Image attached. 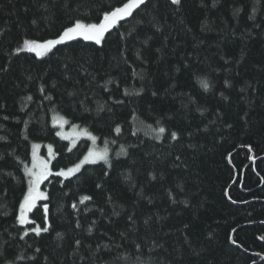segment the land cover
Returning <instances> with one entry per match:
<instances>
[{
    "label": "trees",
    "instance_id": "obj_1",
    "mask_svg": "<svg viewBox=\"0 0 264 264\" xmlns=\"http://www.w3.org/2000/svg\"><path fill=\"white\" fill-rule=\"evenodd\" d=\"M64 2L0 0V29L6 33L0 38V65L8 64L11 49L23 39L52 38L74 18L94 22L100 11L121 0H67V9ZM44 3L49 12L40 7ZM213 3L182 0L176 7L168 0H153L137 17L143 25L132 21L119 29L127 33L136 27L138 35L127 42L114 31L103 48L74 43L46 62L28 53L11 57L9 72L0 74V105L5 106L0 108V137H6L8 145L0 141V153L15 148L30 163L31 144L38 142L51 144L57 153L53 170L78 163L91 142L81 140L68 152L71 144L55 134L52 121L60 114L109 146L113 168L105 178L103 163L85 166L63 182L64 188L55 176L45 182L53 227L43 239L15 238L13 215L20 186L9 183L7 195L0 191V264H45V256L47 264H264V241L258 239L264 236V0ZM200 79L208 80L209 90H203ZM41 84L51 101L41 95ZM117 99L125 103L114 104ZM197 108L206 111L202 115ZM116 124L122 127L120 135L113 130ZM159 126L179 130L182 140L171 142L167 132L157 140L154 129ZM205 126L208 132L202 131ZM25 134L28 141L23 140ZM249 144L252 153L242 146ZM121 147L127 155L117 158ZM176 155L182 162L175 161ZM10 180L4 177L0 184ZM97 183L103 188L97 189ZM81 195H91L93 201L87 203L90 211L80 205L77 213L71 203ZM132 214L134 224L127 220ZM93 220L97 224L88 233ZM56 232L64 234L62 240L56 239ZM76 239L82 241L79 249ZM36 247L42 253H35ZM31 256L36 260H29Z\"/></svg>",
    "mask_w": 264,
    "mask_h": 264
},
{
    "label": "snow or ice",
    "instance_id": "obj_2",
    "mask_svg": "<svg viewBox=\"0 0 264 264\" xmlns=\"http://www.w3.org/2000/svg\"><path fill=\"white\" fill-rule=\"evenodd\" d=\"M170 5L179 7L182 4V0H168ZM153 4V0H121L120 4L118 6H109L106 9H103L97 14V19L92 21H87L85 19L81 18H74L70 21L69 24L62 27L60 32L55 35L52 38L48 39H28L25 38L20 42L17 46L11 49L9 53V60L7 65H0V74H6L10 70V64H11V57H19L22 53H28L31 54L36 60H39L41 62H46L47 60H50L53 56L57 54V52L61 51L62 48L71 46L74 43H83L85 45L90 46H96L98 48H103L105 43L107 42L108 38L111 36V34L116 31L117 32V38L120 41L127 42L129 37H133V34L138 33L136 32V27L134 26L132 29L128 30L127 33L119 31L120 28L124 26L125 23H131L132 21H135V25H143L144 20L143 19H137V17H140L142 13L147 12L149 7ZM215 0L213 3V7H215ZM41 8H43L44 12H49V6L47 3L41 4ZM52 7L55 8L56 4L53 3ZM63 7L65 9L68 8L67 0H65ZM27 11V9H25ZM237 12L240 11V9L236 10ZM150 14V13H149ZM253 17H249V19H252ZM41 19L48 20L47 16H42ZM31 24L33 26L38 25L37 19H32ZM155 26V25H151ZM159 31L160 29L157 27L156 29ZM5 30L0 29V38H3L5 36ZM151 39V37H149ZM143 43L147 44V40H145ZM138 58L139 54H138ZM65 68L68 67L67 64L64 65ZM31 79V77H29ZM199 83L203 90L207 91L209 90V82L206 79H200ZM225 86L230 87L229 81L225 80ZM51 87L55 89L57 87V84L55 82L52 83ZM107 90V89H105ZM39 91L42 96L48 101L52 100L51 95H46V89L43 84H41ZM142 91V90H141ZM241 92H244L245 89L241 88ZM152 96H157V92H152ZM69 96L74 95L73 93H68ZM124 95L127 96L128 92L125 90ZM136 95H140V92H137ZM221 97L224 100H227L228 97L224 95V92L220 93ZM27 99L31 101L33 98L31 96H28ZM116 105H123L125 103L122 99H117L113 101ZM5 107L4 105H0V108ZM100 111H103L104 108L101 106L99 109ZM111 111V109H109ZM197 111H200L203 115V112L206 111V109L197 108ZM217 117L219 119H223L222 114L220 112L216 113ZM247 113H245V116ZM4 120H8L9 117L5 115L3 117ZM245 124L248 123V121L245 119ZM25 125H27V121L24 122ZM68 123L67 120H62L60 123V127H63L64 124ZM159 123V121H157ZM212 124H215L216 121H212ZM227 127L229 129L232 128V124L227 123ZM151 127V126H150ZM114 132L117 135H120L122 133V127L119 124H116L114 127ZM208 126H205L202 131L208 132ZM155 131V138L157 140H162L164 138L165 133H168V138L171 142H180L182 140V133L179 130H172L168 131L164 126H159L157 129H154ZM57 136H60L61 139H69L67 136H63L60 132L55 133ZM87 135V138L95 144L97 141V137L95 135H92L91 133H85ZM133 135H136L135 132L132 133ZM193 135L192 132L188 133V136L191 137ZM23 140L28 141L29 136L25 134L23 136ZM0 141H5V146L7 145V138L6 137H0ZM75 140L73 139L71 142V146L67 148L68 152H72L73 148L75 147ZM243 147H246L249 151V153L253 152V147L251 144L249 145H242ZM188 147H193L192 144H188ZM203 147V146H201ZM40 148L39 144L32 143L31 144V166H29L28 163L25 162L24 159H21L16 154V149L12 148L11 151H6L0 153V179H3L4 177H10L11 180L0 184V191H3L5 195H7V186L12 181L15 182L16 185H19V191H20V199H18L16 204L15 213L13 215V227L16 229V237L19 241H26V238L36 237V238H44V234H49L52 230V223L50 222V216H49V203L51 199V193L46 192L42 190V186L45 185L46 181H49L51 177L55 176L57 178H60V184L61 188L66 187V185L63 183L65 180H70L72 177L77 176V174L81 173V170L85 167V165H95L99 163H103V165L106 166V170L103 172V175L105 178L109 176V171L113 168V162L109 157V152L107 148H105L103 151L95 150L94 148H89L87 153L83 156V158L76 164H74L71 167L67 168H59L58 170H53L52 167H50V161L54 159L57 156V153L53 151V148L51 145L48 146V152L51 154L48 160H41L37 156V149ZM117 158H119L120 155H127V150L124 147H121L119 152L116 154ZM231 157V154H229V158ZM255 160V157H250ZM175 161H181V156L176 155ZM182 162V161H181ZM179 167L180 165H176ZM5 167H11L15 171H5ZM185 167H187L185 165ZM16 172L22 173L21 176H17ZM152 180H156L157 177L155 174L149 173ZM125 179H130L129 176H126ZM97 189H102L103 185L100 183H97L95 185ZM64 195H68V193H64ZM227 195V192L225 193ZM169 196L171 198V193H169ZM231 199V197H229ZM93 201V196L91 195H81L79 196L78 201H74L71 203V208L79 213L81 211L80 205H85V211H90V209L87 208V203ZM108 201L112 202V197L108 196ZM151 202V200H149ZM173 203H176V200L173 198ZM235 203V201H233ZM101 212L103 210H100ZM5 215H8V213H5ZM41 215L40 221H37L36 216ZM113 215L119 216V212H113ZM127 220L130 223H135V215H129L127 217ZM151 220V217L146 219L144 221L145 225L149 224V221ZM109 222H111L109 218ZM264 223V221H262ZM92 226H90L87 231L88 233H91L93 230V227L97 224L96 220H93L91 222ZM189 226L186 224L185 228H188ZM75 228L79 229L81 228V224L79 219L77 218L75 222ZM233 232L236 230L233 229ZM63 233L56 232V239L62 240L63 239ZM123 235V233L121 234ZM230 242L233 244H236L235 239L232 237H229ZM259 240L264 241V236L258 237ZM75 249H79L82 246V241L80 239L75 240ZM8 244V241H5V245ZM0 247H3V245H0ZM31 247V245H29ZM137 249H139V245L136 246ZM239 247V245H237ZM35 253L40 254L42 253V249L40 247H36L34 249ZM97 251H99V246L97 247ZM2 254V253H0ZM256 255H260L259 253H256ZM17 259H23V257H18ZM29 260L35 261L36 256L28 257ZM48 257H44L45 264H47ZM5 264H15V261L13 260H5Z\"/></svg>",
    "mask_w": 264,
    "mask_h": 264
},
{
    "label": "rangeland",
    "instance_id": "obj_3",
    "mask_svg": "<svg viewBox=\"0 0 264 264\" xmlns=\"http://www.w3.org/2000/svg\"><path fill=\"white\" fill-rule=\"evenodd\" d=\"M62 120H67L66 118H64L62 115L58 114V115H54L52 117V121H53V125L54 127L56 128V132H60L63 136H67L69 137V139H62L66 142H69L71 144L72 140L74 139L76 144L75 146H77L81 140H87V141H90L88 138H87V135L85 134L86 132L87 133H91L92 135H95L92 131L90 132L89 130H87L86 128H83L81 126H77V125H72L70 123L69 120L68 123L64 124L63 127H60V123ZM96 136V135H95ZM60 137V136H59ZM97 137V136H96ZM61 138V137H60ZM91 142V141H90ZM36 144H39L40 145V148L37 149V156L41 159V160H48L49 157H50V153L48 152V146L51 145V144H43V143H36ZM52 146V145H51ZM53 148V147H52ZM91 148H94L95 150H98V151H103L105 148H107L108 152H109V157L111 155V151H110V148L108 145L106 144H101L100 141H99V138L97 137V141L95 144H93L91 142ZM54 151V149H53ZM54 159H52L50 161V167L53 168V165H52V162H53ZM29 166H31V161L30 163H28ZM85 166H88V165H85ZM82 171V170H81ZM42 190L43 187H42Z\"/></svg>",
    "mask_w": 264,
    "mask_h": 264
},
{
    "label": "water",
    "instance_id": "obj_4",
    "mask_svg": "<svg viewBox=\"0 0 264 264\" xmlns=\"http://www.w3.org/2000/svg\"><path fill=\"white\" fill-rule=\"evenodd\" d=\"M253 163H255V161L252 160Z\"/></svg>",
    "mask_w": 264,
    "mask_h": 264
}]
</instances>
